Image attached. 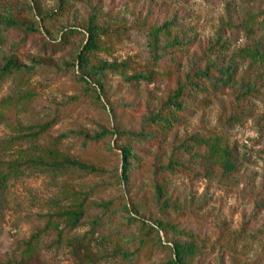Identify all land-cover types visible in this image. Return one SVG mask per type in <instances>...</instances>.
I'll use <instances>...</instances> for the list:
<instances>
[{
    "label": "rangeland",
    "instance_id": "1",
    "mask_svg": "<svg viewBox=\"0 0 264 264\" xmlns=\"http://www.w3.org/2000/svg\"><path fill=\"white\" fill-rule=\"evenodd\" d=\"M5 20L0 67L23 69L0 82V264H264V0H0ZM91 20L103 76L76 64Z\"/></svg>",
    "mask_w": 264,
    "mask_h": 264
},
{
    "label": "trees",
    "instance_id": "2",
    "mask_svg": "<svg viewBox=\"0 0 264 264\" xmlns=\"http://www.w3.org/2000/svg\"><path fill=\"white\" fill-rule=\"evenodd\" d=\"M41 17V15H40ZM0 25H3L4 27L8 26V27H12L15 25V22L12 20H5V21H0ZM164 27L163 25L160 26V28H158L159 30H162ZM28 31V29H26ZM34 32L33 29L29 30ZM103 30L99 29L98 27H96L95 25L92 24V20L89 23V26L86 28V31L84 32V41L83 44L81 45V47L79 48V52L77 54V58H76V64L78 65V67H82L84 68V70H86V77L88 76H103L105 75L107 72H111L116 70L117 68H119L118 66L120 65H104V64H90V57L91 55H93L94 53H96L99 50V41H100V37L103 34ZM81 33L80 31L70 28V29H66L63 31V33L60 35V38L63 39H67L69 37H71L74 34H78ZM169 37V36H167ZM21 69H23L21 67L20 64H18L16 61L13 60H9L8 62L5 63V65H3L2 67H0V82L2 80H4L7 76H10L13 73L16 72H20ZM202 76H207V72L205 71L204 73H202ZM86 77H83L82 80L85 82V80H87ZM137 78H141L142 80H147L149 77L146 76H137ZM100 81H97V86L98 88H100ZM183 89L179 88L173 98L172 104L169 106L171 113L173 112H180L182 110V92ZM169 105V104H168ZM173 115L170 114H165V115H158L155 116L153 118H151L149 120L150 125L152 126V130L155 128H158V130L160 131L161 129H166L171 127L174 124L175 119L172 117ZM45 125L44 127H42V131H44L46 129ZM75 135H79L80 137H83L85 141L87 140H91V141H99L101 139L104 138V130H101L100 133L94 134L92 136L88 135V134H75ZM142 135V133H141ZM149 137H145L147 139L145 140H149V138H151L150 136H155V134H147ZM140 136V135H138ZM120 152L122 154V179H125L126 174L128 173V170L130 168V162L135 158L134 154H133V149L130 148H122L120 149ZM39 161V162H38ZM28 167L31 168H36L39 165H46V162L43 161L42 159L40 160H34L33 158H28ZM8 173L11 174L13 177L16 176L17 174L23 173L22 171H20V167H18L16 164H10L8 165ZM54 168H77L78 170L81 171H86V172H90V173H98L99 170L96 169L95 167H92L90 165H87L86 163L80 162V161H76V160H71V159H63L61 161H58L56 163H54ZM224 167L226 169H231L232 165L230 164V162L227 160H225L224 162ZM84 206L83 204H80L78 206L72 207L70 210H68L67 212H65L62 216L67 218L68 221V225L70 226V228H75L77 227L80 222H81V218L83 216L84 213ZM160 225H158L159 227ZM168 264H183V260H182V255L181 253L178 251V249H174V259L172 261H170Z\"/></svg>",
    "mask_w": 264,
    "mask_h": 264
}]
</instances>
